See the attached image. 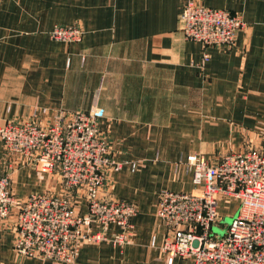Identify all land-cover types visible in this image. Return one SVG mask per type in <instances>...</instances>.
I'll return each mask as SVG.
<instances>
[{
  "label": "crops",
  "instance_id": "1",
  "mask_svg": "<svg viewBox=\"0 0 264 264\" xmlns=\"http://www.w3.org/2000/svg\"><path fill=\"white\" fill-rule=\"evenodd\" d=\"M190 2L246 23L230 48L207 49L204 63L200 44L181 31ZM55 25L79 26L82 40H51ZM93 107L104 111L99 134L124 163L107 190L138 213L131 245H83L73 264H166L159 193L191 191L188 156L214 162L264 134V0H0V127ZM6 173L17 198L59 191L56 177L6 159L0 141ZM12 219L0 225V264H53L14 253Z\"/></svg>",
  "mask_w": 264,
  "mask_h": 264
},
{
  "label": "built area",
  "instance_id": "2",
  "mask_svg": "<svg viewBox=\"0 0 264 264\" xmlns=\"http://www.w3.org/2000/svg\"><path fill=\"white\" fill-rule=\"evenodd\" d=\"M180 23L185 40L202 47V63L209 59L207 49L230 48L246 28L238 15L192 2L183 7ZM83 35L77 25H55L49 32L51 40L64 44L79 43ZM103 117L104 111L96 107L60 110L47 124L34 115L0 127L5 158L56 177L59 189L16 199L10 174H0V225L13 217V250L18 256L73 264L83 245L132 244L138 210L107 190L111 173L124 163L112 157L99 134ZM184 165L191 191H161L156 206L164 231L159 251L166 264L176 259L187 264H264V134L214 162L190 155ZM130 167L133 171L135 164ZM225 201H234L235 208L219 236L212 227L220 225ZM111 227L117 232L109 233ZM151 241L155 246V237Z\"/></svg>",
  "mask_w": 264,
  "mask_h": 264
},
{
  "label": "rangeland",
  "instance_id": "3",
  "mask_svg": "<svg viewBox=\"0 0 264 264\" xmlns=\"http://www.w3.org/2000/svg\"><path fill=\"white\" fill-rule=\"evenodd\" d=\"M44 175H47V174H44ZM15 198L16 199H24L25 197H23V198L15 197ZM234 208H235V202L234 201H228V202L225 201V202L221 203V209L220 210H223L222 219L220 221V225H213V227H212V232L213 233L221 236L225 232V226L228 223L227 219H229L227 215L231 216L230 212H232L234 210Z\"/></svg>",
  "mask_w": 264,
  "mask_h": 264
},
{
  "label": "water",
  "instance_id": "4",
  "mask_svg": "<svg viewBox=\"0 0 264 264\" xmlns=\"http://www.w3.org/2000/svg\"><path fill=\"white\" fill-rule=\"evenodd\" d=\"M227 222H230V219H227Z\"/></svg>",
  "mask_w": 264,
  "mask_h": 264
}]
</instances>
